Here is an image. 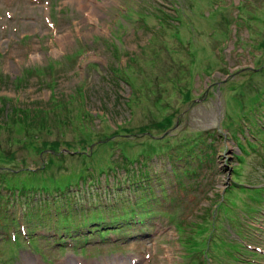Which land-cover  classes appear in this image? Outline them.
<instances>
[{
  "label": "rangeland",
  "instance_id": "1",
  "mask_svg": "<svg viewBox=\"0 0 264 264\" xmlns=\"http://www.w3.org/2000/svg\"><path fill=\"white\" fill-rule=\"evenodd\" d=\"M134 1L169 19L121 18ZM175 17L180 24L168 27ZM37 64L27 84H3L0 94L47 110L55 133L54 113L74 116L71 94L82 89L91 129L56 137L31 128L28 137L18 124L1 126L0 172L35 170L48 154L52 174H86L60 190L0 185V215L10 218L0 224V264H264V0H0V75L7 82ZM130 71L140 95L125 81ZM0 107L3 121L10 105ZM43 146L61 154L39 153ZM138 197L148 206L137 209L149 210L142 220L102 236L79 227L95 211L108 221L132 209ZM55 198L72 203L68 216L64 206L54 211Z\"/></svg>",
  "mask_w": 264,
  "mask_h": 264
},
{
  "label": "trees",
  "instance_id": "2",
  "mask_svg": "<svg viewBox=\"0 0 264 264\" xmlns=\"http://www.w3.org/2000/svg\"><path fill=\"white\" fill-rule=\"evenodd\" d=\"M134 3L136 4V6L138 5V7L136 9H134L133 7H131V5L127 6L125 8V10L123 11V13L120 15L121 18L132 19L134 22L141 21L142 25H145V26H147V24H148L147 18L150 16H152L154 18L157 17V19H160V18L169 19L166 15H170V12L169 13L165 12L163 10V8L160 7L159 5L148 4L149 5L148 6V5H145L143 3L140 4L138 1H134ZM172 9H173L174 13L177 15L183 14V9L178 10L176 8V4L173 5ZM174 19H175V22L177 20V23H175L174 25H173V23H169L170 25H168V27H170V28L176 27L177 24L178 25L180 24V20H178V17H175ZM122 22L123 21H117V23H119V26H122ZM177 30H176V28H174L172 30L171 34L177 35ZM173 31H176V32L174 33ZM111 36H113V37L110 41V47L114 48L116 50L120 49L121 43L119 42V39L117 42L116 34L112 33ZM110 47H109V50L111 51ZM69 55H70V53L66 52L62 57L68 58ZM111 55H112V52H111ZM59 61H61V60L55 59L54 61H48L43 67L44 70L50 69L52 67L53 62H59ZM25 69H26V72L23 75H18V74L15 75L13 78L8 79V81H9V82L7 81L8 83L0 75V86L1 85L3 86V84H10L11 86H14L17 88L18 86H22L23 84H27L28 80H29V78L26 77L27 74L29 75V74L34 73V69L36 70V73L38 74V72L41 71V66L37 64V65H33L32 67H25ZM128 74H129V77H127V79L125 81H127V83H129L130 86L132 88H134V90L136 91V95H140L141 92L139 90V86H137V84H136V82L132 76L133 72L131 73V71H130ZM166 78H169L170 81L172 82L170 76H166ZM71 95L73 96L72 99L75 100V107H76V113H74L75 115L74 116H71V115L62 116V115H57L59 112H57V114L54 113V117H52V119H53L52 125L56 126L57 129H56L55 133H51L52 132L51 131V124L49 125L47 120H46L47 123L45 122V118H47V117H46L44 112L47 110H45L42 107H38V105L29 107L28 104H24V105L20 106V103L13 101L11 99V97L0 94V105H1V103H6V104L10 105V109L5 111L6 113H4V115H5L4 120L0 121V128H1V126H14L15 127V125L18 124V126L22 128L23 135L28 136V137L29 136L33 137V135H37V134L32 133L31 128H36L37 130H43V131H41V132H43V134L48 135V136H51L52 134H54L56 137L57 136H65V132L63 131V129L65 127H68L66 129L68 131L75 129V130L79 131L80 133L84 130H88L89 126H87V123L89 122L88 116L90 115V113H89L90 111L85 107L84 91L82 89H78L77 93L73 92ZM133 96H135V94ZM69 98H70V96H69ZM128 99H130V97ZM53 104H56V103H53ZM128 105L130 106L129 102H128ZM3 110L4 109L2 107H0V112H2ZM40 118H43V119L39 120ZM118 126L119 125H116V127H118ZM89 129H91V128H89ZM113 134L115 135L117 133L113 132ZM212 135H213V133H210L209 136H203V138H202L203 140H205L207 142L206 143L204 141V143L206 144V147L209 148L208 151H204L205 152L204 157H206V158H207L208 154L211 152L210 148L212 147V144H211L212 140H210L211 139L210 137ZM207 138H209L208 141L206 140ZM32 139L37 140L39 138L35 137ZM191 144L189 143L188 148H190L192 146ZM62 146L64 147L67 145L63 144ZM237 146H238V148H240L241 144L237 143ZM65 148H68V147H65ZM75 148H76V150L79 151L78 147H75ZM46 149L48 150L47 152H49V153L53 152L55 154V156H54L55 158H58L59 155L61 154L59 151L54 149V147H52V146L40 147L38 149V152L40 153ZM82 152H84V151H82ZM155 152H157V151H153V153H155ZM201 152L202 151H200V154H199V152H195L194 154H195V156L199 157L201 155ZM153 153L151 152V154H153ZM139 154L141 156H147L148 155V153H144V151L140 152ZM93 155H94L93 149L86 150L85 157H84V155H82L81 156L82 158H80V162L83 161V158L93 157ZM118 156L122 162H126V163L131 162L132 163V161L129 160V157L127 156L126 153L119 151ZM236 156L239 160H241V155L239 153ZM1 157H2V154H0V165H3L4 159H1ZM176 158L180 159L182 157L179 155ZM136 159H138V157H136ZM52 160L53 159H51V156H48V154H45L44 160L38 166V168H36L35 170H32V171H28L29 169H26L24 173H22L21 171H15L13 169H9V170L5 169L7 167L5 165L4 171L1 170V172H0V185L5 186L8 189H10V188L11 189H17V190L21 191L23 194L26 193V192H23V189H28V188H33V189L41 188L44 190H51L53 188H59V190H60V189L65 188L66 186H68L70 184V182L75 183V181L84 177L86 174V173H79V172H78L79 174L77 173L78 176L70 175V172L69 173L63 172V173H58V174H52L50 171H48L51 167ZM133 160H135V159H133ZM56 161H58V160H56ZM111 163L112 162L108 163V165H107V166H110V168L112 166ZM86 168H88V165H84V166L80 167V170H82L83 172H87L85 170ZM140 173H142V170L140 171ZM123 175L124 174H122V176ZM72 177H74V179H71ZM133 185L134 184L132 181L128 182V187L132 190H134L132 188ZM138 189H142V188H135V190H138ZM138 192H139V190H138ZM0 197H1V195H0ZM58 199L59 198L52 199L54 210L58 211L60 206H64L66 209V212H65L66 214H64V215L68 216V213L72 210V203L68 202V201L61 202V201H58ZM55 202H57L58 204H56ZM72 202L74 204H76V202L74 200H72ZM140 203H142V201H140V197H138L137 201L134 203L132 209L131 208L128 209V208H126V206H124V209H123L121 206L122 210L118 214L109 215L108 221H103V216L98 211H95L89 217L88 221L86 220L83 224H79V227L86 226L87 230H89V231L94 229V230H97L100 234H103L105 231L109 230V229H103V228H107L106 226L108 224L120 222L119 224H116V225L118 227L122 226V225H124V223L125 224L129 223V219H134L133 216H135V214L139 215L138 219L140 220L143 217L147 216V215H145V213L149 212L148 209L138 210L137 209L138 206L140 208L148 206L146 204V202H144L143 205H140ZM127 213H128V216H127ZM25 214H29V213L26 212ZM0 216L4 220L0 224L7 222L8 218H9V217H7V215H5V216L0 215ZM63 222H67L69 224H72V220L70 218L63 219ZM91 222L99 223V226H96L95 224H91ZM82 235H84V233H81L79 236L82 237Z\"/></svg>",
  "mask_w": 264,
  "mask_h": 264
},
{
  "label": "bare ground",
  "instance_id": "3",
  "mask_svg": "<svg viewBox=\"0 0 264 264\" xmlns=\"http://www.w3.org/2000/svg\"><path fill=\"white\" fill-rule=\"evenodd\" d=\"M2 1V0H1ZM15 1V0H14ZM85 1V0H84ZM90 2L92 1V0H89ZM95 4V3H94ZM90 8H93V6L92 5H90ZM95 9V8H94ZM92 17V16H91ZM91 263V262H90ZM89 262H86V263H84V264H90ZM32 264H37V263H32ZM70 264H74V261H71V263Z\"/></svg>",
  "mask_w": 264,
  "mask_h": 264
}]
</instances>
